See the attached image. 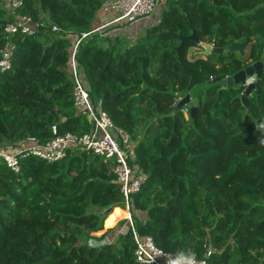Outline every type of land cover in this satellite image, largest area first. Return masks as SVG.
<instances>
[{"label": "trees", "instance_id": "obj_1", "mask_svg": "<svg viewBox=\"0 0 264 264\" xmlns=\"http://www.w3.org/2000/svg\"><path fill=\"white\" fill-rule=\"evenodd\" d=\"M105 1L24 0L12 12L0 0V60L9 47L12 64L0 68V143H47L52 127L59 135L92 129L74 106L68 63L72 39L93 29ZM19 16L41 23L39 32L8 38ZM156 17L133 45L96 35L76 56L92 101L134 146L132 165L144 176L130 197L135 227L169 253L264 264V70L248 108L243 87L224 88L264 62V0L167 1ZM193 33L200 44L182 43ZM246 41L243 54L202 53L201 44ZM203 84L192 118L178 105ZM19 165L16 173L0 159V264H139L131 231L93 245L108 238L92 237L108 216L125 209L112 163L68 151L54 163L28 156Z\"/></svg>", "mask_w": 264, "mask_h": 264}, {"label": "built area", "instance_id": "obj_2", "mask_svg": "<svg viewBox=\"0 0 264 264\" xmlns=\"http://www.w3.org/2000/svg\"><path fill=\"white\" fill-rule=\"evenodd\" d=\"M167 1L181 0H106L99 11L98 22L93 29L72 39L68 63V72L73 81L74 106L77 111L87 115L93 125L92 129L83 135L74 133L59 135L56 127H52L54 138L47 143H41L35 137L26 138L18 143H0V159L8 168L18 173L20 159L28 156L37 157L49 163L63 159L68 151L76 153L90 151L101 156L106 162L113 164V173L125 199L128 215L124 220L127 222V232H132L136 245V262L139 264H208L210 251L202 259L180 253H169L158 248L150 236H142L137 231L131 212L130 197L140 190L144 176L136 166L132 165L134 146L127 140H122L121 130L115 128L107 112L92 101L85 75L76 60L79 46L84 39L96 35L103 37L111 26L129 25L142 18L156 16L159 7L165 5ZM4 3L10 11L15 12L23 6L24 0H4ZM41 26V23L34 21L31 17L19 16L16 21L6 26L5 32L8 38L14 35L34 36ZM58 31H60L58 26H52V32ZM1 53L0 68L5 71L12 66L11 49L7 47ZM127 232H121L120 235L124 236Z\"/></svg>", "mask_w": 264, "mask_h": 264}, {"label": "water", "instance_id": "obj_3", "mask_svg": "<svg viewBox=\"0 0 264 264\" xmlns=\"http://www.w3.org/2000/svg\"><path fill=\"white\" fill-rule=\"evenodd\" d=\"M182 43L187 40H193L197 44H200L198 39L195 36V33L192 34L190 37H181ZM248 41L244 43H234L227 49L218 48L216 43L213 44H201L203 48V54L205 56H210L211 54H229L232 51H239L241 54L244 53V49ZM264 70V62L260 61L250 65L248 68L241 70L234 76L228 77L225 80V87L224 88H235L238 86L243 87L245 90L242 94V103L245 107H249V97L253 93H258L263 86L262 81V73ZM253 78H255L254 82H250ZM191 102V96L187 95L184 99H182L178 105L179 108L188 106ZM198 111L197 107H192L190 111L191 117H195L196 112Z\"/></svg>", "mask_w": 264, "mask_h": 264}, {"label": "crops", "instance_id": "obj_4", "mask_svg": "<svg viewBox=\"0 0 264 264\" xmlns=\"http://www.w3.org/2000/svg\"><path fill=\"white\" fill-rule=\"evenodd\" d=\"M158 16V15H157ZM160 17L151 16L147 18H142L139 21L129 24V25H117L111 26L108 28L105 37L113 38L115 41H119L121 39L127 41L128 43H132L131 40L137 39L139 36L143 35L147 28L159 22ZM98 19H96L95 25L97 24ZM198 49H192L191 51H195ZM120 236V233L114 235L112 241L117 240Z\"/></svg>", "mask_w": 264, "mask_h": 264}, {"label": "rangeland", "instance_id": "obj_5", "mask_svg": "<svg viewBox=\"0 0 264 264\" xmlns=\"http://www.w3.org/2000/svg\"><path fill=\"white\" fill-rule=\"evenodd\" d=\"M157 15H158V13H157ZM103 19L105 20V17ZM99 22H101V21H99ZM135 41H136V39L131 40L132 45L135 43ZM191 53H193V52H191ZM191 56H192V54H191ZM204 87H205V84L200 85V86L196 87V89H193L191 91V94H190V96H191V102L188 105L189 108L196 107L195 104H197V99H198L197 93H198V91L200 89H203ZM95 104H96V106H98L97 102H95ZM117 219H114L113 215L112 216H110V215L108 216V219L106 221H104L105 222L104 223L105 225L103 226L102 235H98V233H95V234L92 235V237H96V238H100L103 235H106L108 238L103 239V241L101 243H99V242H93V245L94 246H101L102 244L112 243L113 242L112 239H113V236L115 234L121 233V232H127V228H126L127 223H126V220L121 219V220H118L116 222ZM109 230L110 231L112 230V231L109 232Z\"/></svg>", "mask_w": 264, "mask_h": 264}, {"label": "bare ground", "instance_id": "obj_6", "mask_svg": "<svg viewBox=\"0 0 264 264\" xmlns=\"http://www.w3.org/2000/svg\"><path fill=\"white\" fill-rule=\"evenodd\" d=\"M127 215H128L127 211H125V210L122 209V214L118 217V219L116 220V222L118 220L125 219L127 217Z\"/></svg>", "mask_w": 264, "mask_h": 264}, {"label": "clouds", "instance_id": "obj_7", "mask_svg": "<svg viewBox=\"0 0 264 264\" xmlns=\"http://www.w3.org/2000/svg\"><path fill=\"white\" fill-rule=\"evenodd\" d=\"M255 81V78H253L250 82H254ZM126 211V209H124ZM127 223V222H126ZM126 235V234H125ZM121 236V235H120Z\"/></svg>", "mask_w": 264, "mask_h": 264}]
</instances>
